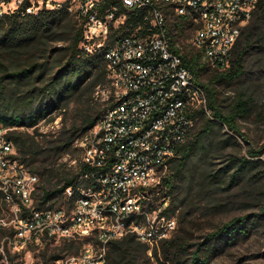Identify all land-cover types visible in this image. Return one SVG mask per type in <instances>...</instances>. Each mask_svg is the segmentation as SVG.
Returning a JSON list of instances; mask_svg holds the SVG:
<instances>
[{
  "label": "built area",
  "instance_id": "2783aa9c",
  "mask_svg": "<svg viewBox=\"0 0 264 264\" xmlns=\"http://www.w3.org/2000/svg\"><path fill=\"white\" fill-rule=\"evenodd\" d=\"M258 1L29 0L27 12L65 7L82 23L81 47L103 53L107 101L77 139L80 171L59 206L34 208L40 177L20 161L8 128L0 126V232L13 230L4 235L9 250L87 239L79 253L53 264H103L113 239L133 234L154 245L169 238L177 216L167 210L165 178L193 124L189 114L203 108L210 115L204 88L171 49L172 40L180 45L175 34L194 28L188 46L208 66L225 69ZM129 14L140 22L115 36ZM8 259L3 255L0 264H12Z\"/></svg>",
  "mask_w": 264,
  "mask_h": 264
},
{
  "label": "trees",
  "instance_id": "16d2710c",
  "mask_svg": "<svg viewBox=\"0 0 264 264\" xmlns=\"http://www.w3.org/2000/svg\"><path fill=\"white\" fill-rule=\"evenodd\" d=\"M1 3L7 7L0 14V126L8 128L6 137L13 142L20 161L44 182L42 191L34 194V208L59 206L67 202L64 188L76 184L80 159L75 171L64 172L48 167L47 161L68 152L105 109V105L100 107L93 101L96 87L107 83L103 53H88L81 47L83 25L65 7L42 8L34 13L26 11L29 0L21 4L0 0ZM139 22L140 19L129 14L125 23L114 29L115 36L126 34L129 24L137 26ZM172 25L178 23L170 25V32ZM171 49L181 53L183 62L204 88L210 115L203 108L189 114L193 124L165 178L170 198L167 210L177 212L176 233L161 240L152 252L157 256L159 249L163 264H205L218 243L236 242L264 224V207H261L224 221L208 233L207 242L201 243L205 246L193 252L189 250L188 225L196 219L195 214L200 218L223 210L230 205L232 189L241 190L251 204L264 191L259 183L264 179V160L260 158L264 155V145L258 150L249 148L245 155L225 153L227 146H240L238 137L249 143L241 121L256 108L254 95L247 86H242L234 96H222V89L243 83L246 76L264 67V0L257 2L251 18L242 27L230 51L227 68L208 66L201 60L200 51L184 44L176 45L175 39ZM70 103L75 104V110L69 124L63 123L56 136L37 139L38 122ZM257 113L261 114L260 110ZM21 127L33 131L29 133ZM221 157L226 162L216 164V159ZM12 232L5 228L0 232L10 260L14 255L4 235ZM86 241L63 239L52 258L62 257L64 250L79 253ZM149 249V244L127 234L108 243L103 264H138ZM3 252L0 250V260Z\"/></svg>",
  "mask_w": 264,
  "mask_h": 264
},
{
  "label": "rangeland",
  "instance_id": "374dc122",
  "mask_svg": "<svg viewBox=\"0 0 264 264\" xmlns=\"http://www.w3.org/2000/svg\"><path fill=\"white\" fill-rule=\"evenodd\" d=\"M1 11L6 7L1 6ZM194 28L187 27L186 30L177 32L176 39L180 44L185 46L189 45V38L194 33ZM257 70V69H254ZM245 81L234 86L227 87L222 89V96H234L237 89L242 86H247V88L252 91L254 98L256 100V108L250 114V116L241 121L242 130L245 132L246 137L249 140V143H244L240 137L238 141L240 146H227L225 153L237 152V154L245 155L248 154L249 148H254L256 150L263 148L264 145V67L259 72H253L249 76L245 77ZM107 91L106 86L101 85L96 87V90L93 94L94 102L100 104V107L106 104L107 101ZM75 104L70 103L65 108L56 109L53 111L49 117L42 119L36 125L37 128V139L42 137H50L52 134L56 136L58 131L62 128V124H69L71 118L74 116ZM260 110L261 114H258ZM53 118L50 120L49 118ZM29 133L33 131V128H24ZM45 135V136H44ZM77 138V137H76ZM80 138V137H78ZM77 138V139H78ZM77 139L74 141L73 147L68 151L62 153L56 160H53L50 157L47 161L48 167H55L56 170L61 172L72 170L75 171L76 165L81 158L82 152L77 142ZM264 155H261L260 158L264 160ZM222 157L216 159V164H223L226 161H222ZM232 170H230V173ZM40 177V176H39ZM43 180L40 177V185H43ZM264 188V179L259 181ZM241 193V190L232 189L230 190V205L223 208L215 215H205L197 218V214L194 215L196 218L188 225L189 235L187 237L188 242L191 244L189 250L193 252L198 249V247L205 246L201 244L207 242V235L209 232L215 231L224 221H228L230 218L235 216H241L251 213L253 210L264 207V191L258 201H254V204H251L246 199V196ZM177 214V212H176ZM177 216V215H176ZM176 231L173 232V236ZM160 243V242H159ZM158 244L149 245L150 249L147 251V256H145L142 261L138 264H163L162 256L157 249V256L152 252V248L157 247ZM0 240V246H1ZM2 255H7V247L5 244ZM59 243H53L45 245L44 247H37L34 244H29L27 247L18 250L16 253L11 251L10 253L14 257L13 259H8L12 264H53L56 259H53L52 256L57 254V247ZM15 253V254H14ZM64 250L61 256L72 254ZM75 254V253H73ZM192 253L188 254L191 255ZM166 264V263H164ZM205 264H264V224L259 225L256 229L252 231L251 234L247 235L244 238L238 239L233 243H218L215 253L209 258Z\"/></svg>",
  "mask_w": 264,
  "mask_h": 264
}]
</instances>
